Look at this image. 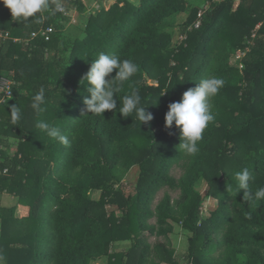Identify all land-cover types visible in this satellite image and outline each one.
<instances>
[{
  "label": "trees",
  "instance_id": "trees-1",
  "mask_svg": "<svg viewBox=\"0 0 264 264\" xmlns=\"http://www.w3.org/2000/svg\"><path fill=\"white\" fill-rule=\"evenodd\" d=\"M58 2L62 12H45L37 22L14 20L0 0V78L14 81L11 95L0 92V195H15L29 210L19 217L16 205L0 201L6 264H91L107 256L108 264H264V200L249 203L245 190L235 198L227 190L237 187L234 173L244 168L253 192L264 187V0H210L208 9L188 0H105L86 26L68 33L72 11L83 15L88 7ZM174 15L183 17L186 38L173 47L167 27ZM52 25L50 40L32 36ZM101 52L138 66L104 117L88 112L90 93L80 83ZM238 56L241 67L233 64ZM212 76L224 86L211 100L214 119L199 152L190 157L178 149L175 122L165 127V114L169 103ZM133 91L151 122L119 113ZM41 121L57 126L67 143L40 130ZM9 135L19 139L13 156L2 147H10ZM133 167L135 192L126 194L121 180ZM208 198L217 206L204 218ZM176 224L190 233L188 263L173 248ZM124 240L133 245L110 253Z\"/></svg>",
  "mask_w": 264,
  "mask_h": 264
},
{
  "label": "clouds",
  "instance_id": "clouds-1",
  "mask_svg": "<svg viewBox=\"0 0 264 264\" xmlns=\"http://www.w3.org/2000/svg\"><path fill=\"white\" fill-rule=\"evenodd\" d=\"M3 4L10 9L12 18L16 21H28L29 18H33L39 22L44 19L45 12L54 14L63 11L58 0H3ZM114 70H118L116 75L109 78ZM137 71L138 66L129 59L121 60L116 54L99 53L93 59L89 71L80 81L90 93V97L84 99L88 112L104 117L106 110L116 109L117 99L115 95L119 94L124 83ZM223 86L224 81L221 78L214 76L204 78L199 81L196 87L185 91L180 101L169 103V110L165 114V127L171 128L175 122V125L180 129V143L178 145L180 152L190 157H195L198 154L199 142L202 141L209 123L214 119L211 100L218 95ZM42 96V92L37 94L35 100L41 101ZM119 113L124 118L135 113L136 119L141 124L149 123L154 119L153 114L146 111V105L141 104V96L136 91L123 97ZM15 117L16 113L13 112L12 118L15 119ZM37 127L46 132L50 138H58L61 142L67 143L66 137L61 135L57 126L41 121L37 123ZM234 178L237 187L235 189L228 187L227 189L233 198L241 190H245L243 199H247L249 203L252 200H264V187L254 192L250 189V181L253 176L248 168L236 171ZM0 264H6L3 255H0Z\"/></svg>",
  "mask_w": 264,
  "mask_h": 264
},
{
  "label": "rangeland",
  "instance_id": "rangeland-1",
  "mask_svg": "<svg viewBox=\"0 0 264 264\" xmlns=\"http://www.w3.org/2000/svg\"><path fill=\"white\" fill-rule=\"evenodd\" d=\"M132 4H140V1H133V0H129ZM87 5H90V9L91 11H93L92 9H94L96 12L100 11L99 10V6L96 3L95 0H85ZM238 4V3H237ZM96 5V6H94ZM110 5V4H109ZM200 6L204 9H208L210 8V0H190V7L193 6ZM237 5L235 4V7ZM189 7V8H190ZM87 10L83 15H79V13L77 12V10L72 11V19H71V23L67 25L68 29H66L65 33L70 32L72 29V27H80L82 26H86V20L89 18L88 16L91 14V11ZM183 17H180V15H174L171 18H169L168 20V30L169 32L172 33L173 35V41H172V46H176V44L179 42V40H181V33H182V22H183ZM70 30V31H69ZM75 32V31H73ZM240 57H234L233 59V64H239V59ZM240 67L242 66V64H239ZM150 80V79H149ZM150 81H154V80H150ZM22 92H25V90H22ZM7 140L10 141V147H6L5 145H2V147L4 149H6L8 151V154L10 156H13L17 150V145H18V141L19 139L16 136H12L9 135L7 137H5ZM138 173L139 170L137 167H133L128 173H126L124 175V177L121 180V186L124 188L126 194L129 193H133L135 192V184L137 182V178H138ZM174 175H176L177 177H180L182 174V170L178 167H173V172ZM204 181V180H203ZM198 188L202 191L205 192L207 190V186L205 182H201L198 185ZM165 190H162L158 193L155 203H157L163 196H164ZM172 194V196L174 198H176L178 196V191H171L170 192ZM0 201H1V205L2 206H17V211H16V215L19 217L25 216L28 214L29 210L28 207H24L22 204H18V197H16L15 195L8 193V192H3L1 195ZM94 198H98L99 197V192H95L93 194ZM217 206L216 200L213 198H208L206 201V204L204 206L203 209V217L204 218H208L210 215V211L215 209ZM153 221V220H151ZM190 233L185 230L184 228H182L181 225H175V231L174 233H172L171 235V239H172V244H173V248L176 250V255L177 258H179L182 262L188 263V259L186 258L187 254H188V237H189ZM151 241H154V238L151 239ZM132 241L131 240H124V241H116L112 244L111 249H110V253L116 252V251H124V250H128L131 246H132ZM109 262V257H102L99 259L94 260L91 264H108Z\"/></svg>",
  "mask_w": 264,
  "mask_h": 264
},
{
  "label": "built area",
  "instance_id": "built-area-1",
  "mask_svg": "<svg viewBox=\"0 0 264 264\" xmlns=\"http://www.w3.org/2000/svg\"><path fill=\"white\" fill-rule=\"evenodd\" d=\"M199 17H201L203 15L202 10L199 12ZM201 21L198 20L195 23V27L198 28L200 27ZM54 31V27L52 26H48V27H42L39 31H35L32 33L33 37H37L39 36V34H41L46 40H50L51 37V33ZM6 37H8V35H6ZM186 35H181V39H185ZM14 81L12 79H10L8 76L3 75L0 78V92H5L7 95H11L12 91H11V87L13 85ZM1 101H4L3 99H1Z\"/></svg>",
  "mask_w": 264,
  "mask_h": 264
},
{
  "label": "crops",
  "instance_id": "crops-1",
  "mask_svg": "<svg viewBox=\"0 0 264 264\" xmlns=\"http://www.w3.org/2000/svg\"><path fill=\"white\" fill-rule=\"evenodd\" d=\"M85 4H86V2H85V0H82ZM96 1V3L98 4V6L100 7L99 8V10L101 11V10H103V7H104V2H105V0H95ZM133 1H135V0H133ZM137 1V0H136ZM138 1H140V0H138ZM60 2V1H59ZM188 2L190 3V0H188ZM87 5V4H86ZM105 5H107V0H106V4ZM94 6H96V5H94ZM87 7H88V10L90 9V5H87ZM93 11H91V10H89V11H91V13H94V14H96V13H98V12H100V11H98V12H96L94 9H92ZM87 13V12H86ZM180 17H182V16H180Z\"/></svg>",
  "mask_w": 264,
  "mask_h": 264
}]
</instances>
